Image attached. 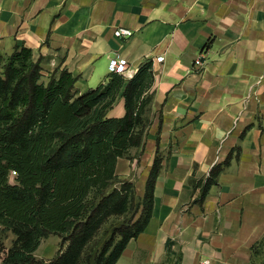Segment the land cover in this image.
I'll return each mask as SVG.
<instances>
[{
	"label": "crops",
	"instance_id": "0c3cea01",
	"mask_svg": "<svg viewBox=\"0 0 264 264\" xmlns=\"http://www.w3.org/2000/svg\"><path fill=\"white\" fill-rule=\"evenodd\" d=\"M119 27L132 34L116 36ZM16 44L42 56L46 75L57 66L80 75V91L108 79L113 55L128 59L126 78L152 61L145 144L130 149L133 161L120 157L117 170L128 176L138 163L145 188L157 154L162 165L151 218L116 264H256L264 239V0H0V52ZM125 112L121 92L108 115Z\"/></svg>",
	"mask_w": 264,
	"mask_h": 264
},
{
	"label": "trees",
	"instance_id": "16d2710c",
	"mask_svg": "<svg viewBox=\"0 0 264 264\" xmlns=\"http://www.w3.org/2000/svg\"><path fill=\"white\" fill-rule=\"evenodd\" d=\"M152 65L144 62L132 78L111 72L80 91V75L67 67L43 80L42 56L31 47L0 52V226L15 234L0 264H116L146 228L162 157L155 156L141 195L134 180L120 178L117 162L145 144ZM121 92L126 112L109 116ZM220 170L212 169L202 199ZM111 215L119 220L102 230ZM50 234L62 237L60 252L37 257Z\"/></svg>",
	"mask_w": 264,
	"mask_h": 264
},
{
	"label": "rangeland",
	"instance_id": "374dc122",
	"mask_svg": "<svg viewBox=\"0 0 264 264\" xmlns=\"http://www.w3.org/2000/svg\"><path fill=\"white\" fill-rule=\"evenodd\" d=\"M46 76L47 75L43 76L42 79L47 80ZM131 150L129 151V153L136 157L137 156L136 151L132 152ZM119 171L117 170V173L119 174L120 178H129L131 180H134L137 185L138 193L140 195L144 193V188H141L143 168L139 167L138 163L135 162L134 169H132L131 174L128 176H125L124 174H120ZM15 176H16L15 172H12L10 176V180L12 182L16 181ZM118 220L119 218H116V216L111 215V217L105 221L102 230L108 227L109 225H113ZM14 239H15V234L11 230L4 229L0 226V262L2 261L9 247L12 245ZM61 247H62V237L57 234H50L49 236L41 240V243L37 248V250L35 251V254L39 258H51L60 252ZM256 253H257L256 264H264V239H262L261 242L258 244Z\"/></svg>",
	"mask_w": 264,
	"mask_h": 264
},
{
	"label": "built area",
	"instance_id": "2783aa9c",
	"mask_svg": "<svg viewBox=\"0 0 264 264\" xmlns=\"http://www.w3.org/2000/svg\"><path fill=\"white\" fill-rule=\"evenodd\" d=\"M131 34H132V30L126 27H119L115 30V35L118 37H127L130 36ZM163 58H164L163 55L157 57L158 60H162ZM204 58H205V54L201 52L195 59L194 64L196 66H202L205 62ZM108 67L111 72L121 73L127 77H131L133 75L132 69H130L129 67L128 59L119 54L110 57ZM205 263H208V260H206Z\"/></svg>",
	"mask_w": 264,
	"mask_h": 264
}]
</instances>
